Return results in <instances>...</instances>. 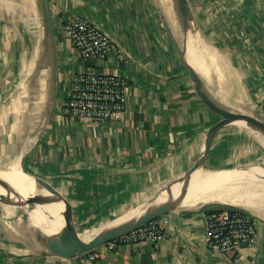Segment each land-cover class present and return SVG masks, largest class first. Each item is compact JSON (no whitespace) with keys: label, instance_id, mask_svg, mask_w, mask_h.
I'll list each match as a JSON object with an SVG mask.
<instances>
[{"label":"crops","instance_id":"crops-1","mask_svg":"<svg viewBox=\"0 0 264 264\" xmlns=\"http://www.w3.org/2000/svg\"><path fill=\"white\" fill-rule=\"evenodd\" d=\"M188 1L193 18L184 31L175 0H48L50 32L43 0H0V170L10 175L16 167L44 183L60 238L89 235L185 178L222 120L198 97L174 24L182 35L201 36L209 75L196 70L212 99L264 121V0ZM75 18L109 33L124 59L111 50L105 62L81 60L64 31ZM91 66L129 81L120 123L62 113L74 77ZM263 144L248 129L223 128L198 170L264 175ZM19 175L35 203L30 181ZM215 206L238 208H179L159 219L168 237L158 244H105L72 257L51 255L29 215L24 230L20 219L0 217V264H264L262 218L255 244L229 256L209 249L207 216Z\"/></svg>","mask_w":264,"mask_h":264},{"label":"built area","instance_id":"built-area-1","mask_svg":"<svg viewBox=\"0 0 264 264\" xmlns=\"http://www.w3.org/2000/svg\"><path fill=\"white\" fill-rule=\"evenodd\" d=\"M64 31L79 58L93 63L105 62L111 50L124 59L120 49L106 33L86 18H75L64 24ZM130 87L127 79L91 66L77 74L70 89V97L62 106V113L93 124L120 123L125 116V97ZM258 217L241 208H224L207 216L209 249L221 256L240 251L243 245L258 240ZM168 237L159 219L108 243L110 249L118 245L138 243L158 244ZM97 255H92L95 259Z\"/></svg>","mask_w":264,"mask_h":264},{"label":"water","instance_id":"water-1","mask_svg":"<svg viewBox=\"0 0 264 264\" xmlns=\"http://www.w3.org/2000/svg\"><path fill=\"white\" fill-rule=\"evenodd\" d=\"M175 3L183 29L187 31L191 26L193 18L189 1L175 0ZM43 4L47 24L50 32H52L48 0H43ZM184 66L189 73L190 80L200 100L211 112L222 118V120L208 130L200 159L195 165L194 171L204 168L214 139L221 129L226 127H239L264 136V121L250 115L236 113L214 101L205 89L204 82L195 68L188 61H184ZM194 171L182 179V188L178 194L166 196L165 198L155 197L149 202L114 219L87 238H78L76 236L60 238L58 233L52 231L50 223L54 221V215L51 209L53 208L54 201L50 191L41 180L27 175L22 170L19 177L30 181L31 193L35 200V203H32V207L37 205L40 212L44 215V221L39 228L40 238L44 247L53 256L72 257L90 252L102 245L126 236L140 227L181 208L179 205L185 195L186 187L194 175ZM0 180L8 181L12 180V178L4 170H0ZM61 239L67 241L61 243Z\"/></svg>","mask_w":264,"mask_h":264},{"label":"bare ground","instance_id":"bare-ground-1","mask_svg":"<svg viewBox=\"0 0 264 264\" xmlns=\"http://www.w3.org/2000/svg\"><path fill=\"white\" fill-rule=\"evenodd\" d=\"M172 23L177 22L174 19ZM173 26H176L177 34L181 37V43L183 45L186 43L187 60L193 67L195 66V70L197 69L203 78H207L209 70L206 69V66L202 62L201 55L206 48L201 36L195 32L190 35L192 30L187 35H182L178 24H174ZM189 35L190 37L188 38ZM208 61L209 59H207V63ZM194 173L186 187L185 195L179 207L195 208L207 204L221 203L244 209L254 216L264 219V175L236 170L220 172L197 170ZM18 175L19 169L15 167L9 175L12 178L10 180L12 183L0 182V217L7 223L13 222L19 211L27 208V205L32 206L28 191L18 180ZM181 188L182 180L174 181L162 187L161 193L156 197L165 198L166 196L178 194ZM29 218L31 223L38 228H40L44 221V217L34 207L29 212ZM51 229L55 233H58L52 225ZM97 231L89 235H82L81 238H87ZM65 241L60 240L61 243Z\"/></svg>","mask_w":264,"mask_h":264},{"label":"rangeland","instance_id":"rangeland-1","mask_svg":"<svg viewBox=\"0 0 264 264\" xmlns=\"http://www.w3.org/2000/svg\"><path fill=\"white\" fill-rule=\"evenodd\" d=\"M172 9H173V10H172V14H173L172 17L176 18L177 15H176V12H175L174 7H173ZM209 52H210V51H209ZM258 137H259L260 139H262V141H263V143H264V136L258 134ZM263 146H264V144H263ZM249 167H251V166L249 165ZM249 167H247L246 169H249ZM207 172H213V171H207ZM32 208H33L32 206H28L27 208L20 210L19 213L16 215V219H15V220L20 219V220H19V223H21L20 225L23 227V230L25 229V227H27V222H26V220H27L28 215H29V212L32 210ZM24 224H25V225H24Z\"/></svg>","mask_w":264,"mask_h":264},{"label":"trees","instance_id":"trees-1","mask_svg":"<svg viewBox=\"0 0 264 264\" xmlns=\"http://www.w3.org/2000/svg\"><path fill=\"white\" fill-rule=\"evenodd\" d=\"M224 208H225V207L215 206V207L210 211V213L213 212V211H216V210L224 209Z\"/></svg>","mask_w":264,"mask_h":264}]
</instances>
